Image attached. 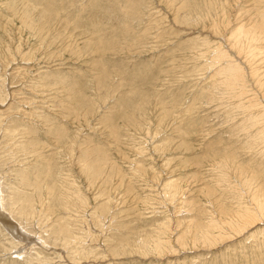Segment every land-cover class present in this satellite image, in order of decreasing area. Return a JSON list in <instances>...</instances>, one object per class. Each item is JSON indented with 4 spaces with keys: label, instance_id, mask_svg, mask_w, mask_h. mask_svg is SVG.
<instances>
[{
    "label": "rangeland",
    "instance_id": "obj_1",
    "mask_svg": "<svg viewBox=\"0 0 264 264\" xmlns=\"http://www.w3.org/2000/svg\"><path fill=\"white\" fill-rule=\"evenodd\" d=\"M262 72L264 0H0V264H264Z\"/></svg>",
    "mask_w": 264,
    "mask_h": 264
},
{
    "label": "bare ground",
    "instance_id": "obj_2",
    "mask_svg": "<svg viewBox=\"0 0 264 264\" xmlns=\"http://www.w3.org/2000/svg\"><path fill=\"white\" fill-rule=\"evenodd\" d=\"M248 31H249V30H248ZM247 34H248V33H247ZM237 36H238V35H237ZM253 37H254V36H253ZM248 39H249V38H248ZM252 39H253V38H252ZM252 39H250V40H251L250 43H252V41L254 42V40H252ZM255 39L257 40V37H256ZM256 40H255V42H257ZM235 41H237V40H235ZM243 43H244V41H243ZM238 44H239V43H238ZM232 47H234V46H232ZM253 48H254V47H253ZM222 56H223V55H222ZM237 69H238V68H237ZM237 69H236V70H237ZM234 70H235V69H234ZM240 71H241V70H240ZM231 73H232V72H231ZM262 73H263V77H262V78H264V72H262ZM263 80H264V79H263ZM231 82H232V81H231ZM236 82H237V81H236ZM258 82H259V83H258ZM257 83H258L257 85H259V87H260V89H261V93H262V95L264 96V82L260 84V80H258ZM235 84H236V83H235ZM259 93H260V92H259ZM261 93H260V94H261ZM260 96H261V95H260ZM263 96H261V97H263ZM263 98H264V97H263ZM263 101H264V100H263ZM261 102H262V101H261ZM263 107H264V106H263ZM0 201H1V200H0ZM1 202H2V201H1ZM1 202H0V203H1ZM255 205L257 206L256 208H258L259 215H260V212H261V214H262V213L264 212V202H263L262 204L257 203V204H255ZM0 206H1V205H0ZM0 208H1V207H0ZM0 215H1V213H0ZM249 215H250V214H249ZM252 215H253V213H252ZM262 215L264 216V214H262ZM4 217H5V216H4ZM239 217L241 218V216H239ZM243 218H244V217H243ZM244 219H245V220H243L244 223H245L246 221H249L248 219H246V217H245ZM3 220H4V219H3ZM254 220H255V219H254ZM254 220H253V221H254ZM255 221H257V219H256ZM237 223H238V222L236 221V224H237ZM241 223H242V222H241ZM246 223H248V222H246ZM246 223H245V224H246ZM6 224H7V223H6ZM239 224H240V223H239ZM242 224H243V223H242ZM258 224H259V223H258ZM11 225H13V224H11ZM237 225H238V224H237ZM240 225H241V224H240ZM263 225H264V224H263ZM7 226H9V224H7L6 227H7ZM13 226L15 227V224H14ZM241 227H243V226H241ZM3 228H4V227H3ZM12 228H13V227H12ZM15 228H16V227H15ZM246 228H247V227H246ZM6 229H7V231H9V232H11V230H12V229L9 228V227H7ZM244 229H245V228H244ZM12 232H13V230H12ZM23 235H24V234H23ZM18 236H20V235L18 234V232H16L15 237L18 238ZM15 237H14V238H15ZM18 239H20V238H18ZM23 242H24V241H23Z\"/></svg>",
    "mask_w": 264,
    "mask_h": 264
}]
</instances>
